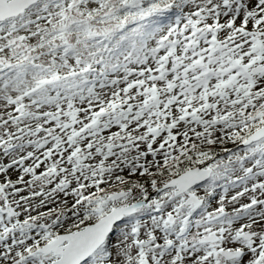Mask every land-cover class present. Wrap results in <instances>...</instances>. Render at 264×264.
Listing matches in <instances>:
<instances>
[{
  "label": "snow or ice",
  "instance_id": "obj_1",
  "mask_svg": "<svg viewBox=\"0 0 264 264\" xmlns=\"http://www.w3.org/2000/svg\"><path fill=\"white\" fill-rule=\"evenodd\" d=\"M0 264H264V0H0Z\"/></svg>",
  "mask_w": 264,
  "mask_h": 264
},
{
  "label": "rangeland",
  "instance_id": "obj_2",
  "mask_svg": "<svg viewBox=\"0 0 264 264\" xmlns=\"http://www.w3.org/2000/svg\"><path fill=\"white\" fill-rule=\"evenodd\" d=\"M229 146H231V145H229Z\"/></svg>",
  "mask_w": 264,
  "mask_h": 264
},
{
  "label": "trees",
  "instance_id": "obj_3",
  "mask_svg": "<svg viewBox=\"0 0 264 264\" xmlns=\"http://www.w3.org/2000/svg\"><path fill=\"white\" fill-rule=\"evenodd\" d=\"M231 147V146H230Z\"/></svg>",
  "mask_w": 264,
  "mask_h": 264
}]
</instances>
